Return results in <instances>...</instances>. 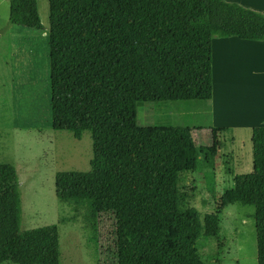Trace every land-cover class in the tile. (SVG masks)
<instances>
[{
  "label": "trees",
  "instance_id": "obj_1",
  "mask_svg": "<svg viewBox=\"0 0 264 264\" xmlns=\"http://www.w3.org/2000/svg\"><path fill=\"white\" fill-rule=\"evenodd\" d=\"M8 3L10 24L43 31L36 0ZM48 12L51 128L92 142L89 171L55 174L56 199L83 208L92 228L112 220L113 264H203L196 242L217 237L221 211L251 206L264 264V127L251 130L252 172L200 218L177 194L198 162L191 130L136 124L143 104L165 113L209 100L212 39L264 41V15L224 0H48ZM20 206L16 170L0 163V264H59L57 228L20 231Z\"/></svg>",
  "mask_w": 264,
  "mask_h": 264
},
{
  "label": "rangeland",
  "instance_id": "obj_2",
  "mask_svg": "<svg viewBox=\"0 0 264 264\" xmlns=\"http://www.w3.org/2000/svg\"><path fill=\"white\" fill-rule=\"evenodd\" d=\"M36 2L42 32L10 24L8 0H0V163L12 165L18 176L19 229L55 226L59 264H113L105 254L112 244V220L101 215L92 228L84 219L83 208L75 209L73 204L61 203L55 197L56 173L90 170L92 142L87 132L77 140L68 132L51 128L48 0ZM242 69L247 71L248 67ZM242 69L238 75L246 72ZM248 81L256 82L258 78L249 76ZM238 91L240 101L230 100L232 96L224 98L228 109L233 113L247 100V109L239 116L249 115L252 107L253 113L264 118V88H248L244 93L242 87ZM178 104L189 107L198 103ZM179 118L181 121L172 126L188 125L190 117L179 112ZM157 120L166 124L167 112L158 111L152 104L137 107L139 127H153ZM233 136L193 130L198 162L195 170L182 174L177 184L180 211L195 209L200 218L214 213L221 195L232 188L234 176L252 172L251 134L240 130ZM253 214L251 206L225 207L219 215L217 237H200L196 242L202 263L257 264Z\"/></svg>",
  "mask_w": 264,
  "mask_h": 264
},
{
  "label": "crops",
  "instance_id": "obj_3",
  "mask_svg": "<svg viewBox=\"0 0 264 264\" xmlns=\"http://www.w3.org/2000/svg\"><path fill=\"white\" fill-rule=\"evenodd\" d=\"M235 3L243 8L264 15V0H224ZM264 42V41H263ZM261 41H241L236 38H213L211 42L212 95L209 100L194 101L189 107L181 106L178 102H171L167 112V123L176 124L181 121L179 112L189 118L188 127L193 130L207 131L213 136L231 135L235 131L247 130L251 134L254 127H264V118L253 113L250 107L249 115L239 116V112L246 110L247 100L241 102L242 108L232 113L227 106L225 97L239 100V88H264V43ZM248 67V70L242 67ZM240 69L246 72L238 75ZM249 76L258 78L256 82H249ZM234 87V90H230ZM232 93H234L232 95ZM250 103V102H249ZM253 116V117H252ZM217 130V131H213ZM234 138V136H233ZM242 144V142H240Z\"/></svg>",
  "mask_w": 264,
  "mask_h": 264
}]
</instances>
